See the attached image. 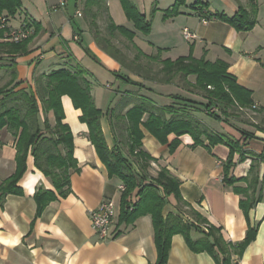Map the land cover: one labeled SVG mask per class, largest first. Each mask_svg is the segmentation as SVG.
<instances>
[{"label": "crops", "instance_id": "crops-1", "mask_svg": "<svg viewBox=\"0 0 264 264\" xmlns=\"http://www.w3.org/2000/svg\"><path fill=\"white\" fill-rule=\"evenodd\" d=\"M131 1L141 14L152 18V29L148 35L135 30L120 0H115V15L110 10V0L101 2V6H93V11L99 15L97 19L86 12L88 0L85 4L83 0H68L64 8H59V0H22L21 9L14 18L8 19L7 28L17 29L25 24L32 30V35L36 29L38 31L30 44L31 53L15 60L18 80L23 83L18 89L35 90L34 73L47 75L63 67H83L89 73L86 79L99 109L102 110L98 101L103 104L109 91L115 94V105L106 111L102 119L103 133L110 148L118 143L112 124L115 112L125 115L140 97H146L160 107L176 102L171 99L166 105L158 104L150 94L152 89L174 87L179 96L193 99L181 86L143 79L145 69L142 68L156 69L164 60L194 57L209 62H225L228 72L237 78L238 83L252 91L256 109L264 113V0H255L258 5L257 22L249 32H238L214 14L232 17L241 8L249 11L252 9L251 0ZM175 7L178 13L165 17V11L171 12ZM102 16L106 17L103 22ZM110 22L136 31V37L130 42L118 32L108 33L106 27ZM93 24L130 60H136L135 73L124 69L97 46ZM184 28H188L196 38L185 39ZM0 69L7 71L6 67ZM112 72L127 73L131 80L144 84L146 88L141 90L133 85V89L124 92L121 86L116 90L113 80L119 85L125 82ZM62 104L64 123L73 134L74 159L79 171H71L70 193L50 203L39 216L34 199L37 190L42 187L57 191L50 178L35 166L34 157L29 155L27 171L17 184L21 193L3 196L0 192V264H157L152 217L141 215L130 221L121 219L123 182L109 176L88 138L87 125L80 121L82 112L75 109L68 96L62 98ZM193 115L201 120L196 113ZM44 121L43 115V127ZM115 122L118 123L117 120ZM49 124L55 127V118L50 116ZM256 130L255 134L249 127L239 129L225 123L223 131H215L232 136L240 142L244 152L250 154L245 155L243 162L239 161L240 155L235 154L230 176L237 182L227 185L223 181V166L230 155L229 147L221 144L213 146L208 141L204 146H194L192 137L184 135L179 139L180 145L171 153L169 145L177 139L175 134L168 137V144H162L142 128V150L155 159L151 172L156 174L161 168H166L180 180L183 197L180 207L185 220L192 219L189 215L191 210L196 211L208 224L221 228L224 240L232 244L244 242L249 227L256 228V236L250 244L240 252L231 251V264H264V203H258L246 214L241 207L243 196L235 191V188L247 189L248 183L243 180L249 174L251 177L252 166L255 167L252 174L259 175L260 180L264 177V131L261 128ZM243 132L252 133L255 138L246 140ZM60 152L65 156L62 147ZM16 170V139L5 130L0 132V188ZM109 200L115 204L117 214L111 237L100 240L93 230L89 212ZM176 208V203L172 201L166 205L164 215L178 213ZM202 229L207 232L205 226ZM191 235L193 240L204 236L200 232ZM167 264L217 262L207 252H193L182 235H175Z\"/></svg>", "mask_w": 264, "mask_h": 264}, {"label": "trees", "instance_id": "trees-1", "mask_svg": "<svg viewBox=\"0 0 264 264\" xmlns=\"http://www.w3.org/2000/svg\"><path fill=\"white\" fill-rule=\"evenodd\" d=\"M106 0H88L87 14L97 19L99 15L93 11V6H101ZM252 9L241 8L235 16L228 17L214 14V17L230 24L238 32L252 31L257 22L258 5L251 0ZM121 7L127 19L134 24L135 30L148 35L152 29V18L140 13L131 0H120ZM22 7V0H0V17H15ZM177 7L167 15H176ZM9 21V20H8ZM95 23V22H94ZM93 27V37L97 46L112 56L120 65L131 73L136 71V60H130L121 49L104 36L97 27ZM22 27H28L25 24ZM30 28V27H28ZM38 28V25L37 27ZM11 29L0 30V67H6L10 74L9 81L0 87V132L7 130L16 139V173L0 188L3 196L20 194L17 186L27 171V159L32 155L35 166L45 176L50 178L57 193L39 188L35 193L37 214L40 216L46 207L70 193L71 171H79L74 159L73 134L64 123L65 113L62 98H71L75 109L80 110V121L88 127V138L105 165L110 177L119 178L124 184L121 198V219L130 221L141 215H150L155 233V245L158 253L157 264H167L172 239L175 235H182L188 247L195 253H209L217 264H231V251H242L256 236V228L249 227L244 242L232 244L226 242L222 229L214 227L196 211L191 210L190 220L182 217L180 205L183 197L180 190V180L173 176L166 168H161L157 177L151 175L152 162L155 159L143 151L144 134L142 128L149 131L160 143L168 144V137L175 134L177 139L170 145L173 153L180 145V137L190 135L194 146L225 145L230 149V155L223 166L224 182L233 185L237 180L230 176L234 166L235 154L240 155V162L245 161V155L240 142L226 133H216L209 129L200 119L193 115L204 112L221 123H229L228 118L245 109L255 106L252 91L238 83L235 76L228 72V65L223 61L209 62L197 60L194 57L179 58L175 61L164 60L161 67L142 68L143 79L158 84H174L181 86L186 92L196 95L197 100L172 96L174 104L160 107L146 97H140L137 103L125 115L114 113L113 131L117 133L118 143L110 148L102 129V119L107 112L99 109L94 101L91 87L86 79L89 73L81 66L63 67L49 74H33L35 90L18 89L23 83L18 80L15 60L31 53L30 44L37 34L21 43L15 44L7 40ZM109 33L118 32L130 42L136 37V31L123 26H116L110 22L106 27ZM6 62V64H4ZM141 68V66H140ZM113 75L139 89H145L144 84L129 78V74L112 72ZM195 77V82L189 81ZM127 105V104H126ZM44 115V128L41 126L40 114ZM55 118L56 125L51 127L49 118ZM118 121L115 122V121ZM230 124V123H229ZM47 131L48 133H46ZM246 140L255 138L254 134L243 132ZM202 137L205 139L203 140ZM65 150V156L60 152ZM250 155V154H248ZM264 159V157H263ZM250 174L243 181L248 183L247 189L235 188L238 195H242L241 207L246 214L263 200L264 177ZM172 201L176 203L178 213L170 212L164 215L166 205ZM206 227L204 232L202 227ZM200 232L204 236L193 240L192 233Z\"/></svg>", "mask_w": 264, "mask_h": 264}, {"label": "rangeland", "instance_id": "rangeland-1", "mask_svg": "<svg viewBox=\"0 0 264 264\" xmlns=\"http://www.w3.org/2000/svg\"><path fill=\"white\" fill-rule=\"evenodd\" d=\"M111 2V7L110 10L113 11L114 15L116 14L115 10H116V4H115V0H110ZM83 4H85V0H83ZM9 19H12L14 17H8ZM105 16H102L101 18V22H103L105 20ZM17 25V24H16ZM12 28H15L14 25H11ZM16 29V28H15ZM176 57V56H174ZM157 68V67H156ZM103 73V71H100ZM102 73H99L102 74ZM104 74V73H103ZM109 76V75H108ZM101 77V76H100ZM10 78V74L7 71L1 70L0 69V87L4 86ZM189 81L191 83L195 82V77H190ZM114 86L116 88V90L121 86V91L124 92L127 89L132 88L133 89V85L129 84V83H121L122 85H119L116 81L113 80ZM113 94V96H112ZM150 94L152 96V98H154L158 104L161 105H166L169 103V101L172 99V96L178 95V91H176V89H174V87H170V88H166V89H159V88H155L152 89L150 91ZM190 98L193 99H198V97L196 95H193L191 93H188ZM114 97L115 94L114 93H107L105 98H104V102L103 104H100V102L98 101V104L100 105V107L102 108V111L106 112L108 111L112 106H114ZM98 100V99H97ZM199 118H201V120L206 123V126L211 129L213 132L215 131H223V129L225 128V123H221L219 121L214 120L213 118L209 117L207 115V113L204 112H195ZM43 120V115L40 114V122L42 123ZM229 123H231L235 128H239V129H244L249 127L251 129V132H254L256 134V132H258L256 129L261 128L264 131V113L259 112V110H257L255 107L253 108H249V109H245L241 112L236 113L235 115L231 116L228 118ZM43 127V124H42ZM44 128V127H43ZM46 133H48L47 131H45ZM202 139L204 140L205 138L202 137ZM151 175L153 177H157L158 173L153 174L151 172ZM261 203H264V199L262 200Z\"/></svg>", "mask_w": 264, "mask_h": 264}, {"label": "built area", "instance_id": "built-area-1", "mask_svg": "<svg viewBox=\"0 0 264 264\" xmlns=\"http://www.w3.org/2000/svg\"><path fill=\"white\" fill-rule=\"evenodd\" d=\"M67 3L68 0H59V8L66 7ZM77 15L81 16L80 13H77ZM203 23L207 24V21L203 20ZM7 25L8 19L5 17H0V30L7 28ZM32 33V30L28 27L11 29L7 35V41L18 44L29 39ZM183 36L187 40L196 38V35L193 34L188 28L183 29ZM75 39L78 40V37L76 36ZM116 214V206L110 200L103 202L99 208L89 212L93 230L100 240H106L111 237V228Z\"/></svg>", "mask_w": 264, "mask_h": 264}]
</instances>
